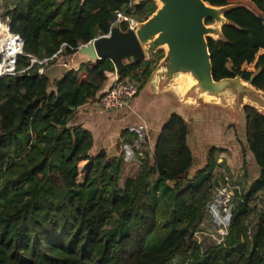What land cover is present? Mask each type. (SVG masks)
Masks as SVG:
<instances>
[{
	"label": "trees",
	"instance_id": "trees-1",
	"mask_svg": "<svg viewBox=\"0 0 264 264\" xmlns=\"http://www.w3.org/2000/svg\"><path fill=\"white\" fill-rule=\"evenodd\" d=\"M203 1L212 7L232 6L224 15L228 24L221 28L222 39H207L214 81L239 77L264 93V55H259L264 49V0ZM128 4L0 0L5 10L0 21L23 41L16 74L0 79V264H264V209L259 210L264 205V116L256 109H241L243 167L248 151L259 176L246 194L235 196L224 243L199 247L193 237L213 192L216 150H210L204 168L190 179L193 157L184 118L169 116L153 146L152 162H145L121 191L123 155H90L92 135L69 126L74 110L95 98L114 74L113 64L88 61L57 81L38 75V65L21 73L31 58L49 59L63 45L62 56H72L79 46L108 35L116 26L115 13ZM156 9L154 1H147L132 5L126 15L142 23ZM117 28L128 30L123 23ZM4 34L0 28L2 39ZM14 52L6 51L8 57ZM251 64L253 72L242 69ZM149 77L143 63H127L119 79L146 82ZM121 138L128 145L137 141L127 132ZM80 158L87 162L82 186L77 184ZM152 181L155 196L175 192L172 202L178 210L168 220L161 221L158 201L151 200ZM152 237L159 244L148 249Z\"/></svg>",
	"mask_w": 264,
	"mask_h": 264
},
{
	"label": "crops",
	"instance_id": "crops-1",
	"mask_svg": "<svg viewBox=\"0 0 264 264\" xmlns=\"http://www.w3.org/2000/svg\"><path fill=\"white\" fill-rule=\"evenodd\" d=\"M259 55H264V49L259 51ZM88 61L87 57L79 54L61 57L55 64L45 67L44 75L50 81H57L66 72L76 71L81 64ZM242 69L249 72L254 71L253 64L244 65ZM115 74L114 71V74L107 78L96 97L106 91L116 78ZM148 80L135 82L138 87L136 96L121 109L104 111L96 105L95 97L74 110L69 120V126L79 127L92 135L93 146L90 155L96 156L101 151L110 157L123 155V147L128 144L126 138H121L122 132L128 134L129 128L142 126L145 128L146 141L134 146L133 159L136 160V163L139 159L143 164L151 163L153 146L161 128L171 114H178L187 122V144L193 157L189 178L192 179L197 172L204 168L208 153L215 149L217 167L213 173V190L222 184L224 177H229L237 186L236 195L241 194L239 184L244 181L247 182L249 189L258 178L260 171H258L255 161H253L255 163L253 166V157L248 151L245 152L246 167H243V148L246 144L241 110L237 111L233 107L208 102L184 101L180 91H158ZM193 150H197V152L194 154ZM131 161L123 165L119 181L121 191L126 181L133 179L141 170L138 164ZM86 163L83 158L77 162L79 174L77 179H81L79 186L84 183Z\"/></svg>",
	"mask_w": 264,
	"mask_h": 264
},
{
	"label": "water",
	"instance_id": "water-1",
	"mask_svg": "<svg viewBox=\"0 0 264 264\" xmlns=\"http://www.w3.org/2000/svg\"><path fill=\"white\" fill-rule=\"evenodd\" d=\"M132 1L133 5L154 1L157 9L134 30L121 32L114 27L108 35L81 45L76 54L93 62L109 60L120 77L127 63H143L147 69L149 56L163 50L164 57L148 80L158 91L170 90L176 80L186 79L191 85L182 96L184 101L202 103L200 98L206 97L216 104L231 98L234 110L249 106L264 116L263 92L239 77L216 82L212 76L207 39H222L221 28L228 24L224 15L232 6L212 7L203 0Z\"/></svg>",
	"mask_w": 264,
	"mask_h": 264
},
{
	"label": "built area",
	"instance_id": "built-area-1",
	"mask_svg": "<svg viewBox=\"0 0 264 264\" xmlns=\"http://www.w3.org/2000/svg\"><path fill=\"white\" fill-rule=\"evenodd\" d=\"M133 5V1L129 0L128 7L115 13L114 24L120 25L122 23H129L128 29L134 30L138 22L132 20L126 16V11L129 7ZM8 21V19H6ZM6 28V34L8 39L3 43V48L0 49V79L8 76H14L16 74L15 65L16 59L21 55L23 41L17 34L10 32L7 23H3ZM61 48L49 59H44L38 61L35 58L30 59V66L23 70L21 73L27 72L34 65L40 66L37 70L38 75H43L45 67L51 61L58 60L59 56L62 54ZM80 47V46H79ZM78 47V48H79ZM14 49V55L11 57L7 56L6 51L8 49ZM77 48V49H78ZM116 78L108 86L106 91L97 96L95 103L104 111H114L121 109L127 105V103L132 100L137 92L138 87L135 82L130 80H120L119 76L115 74ZM128 134L134 136L137 141L133 146L125 145L123 147V158L124 163L133 159L134 146L137 144L145 143L146 135L145 128L142 126L131 127L128 130ZM238 192L237 186L229 177H224L222 184L215 188L208 202L205 205V218L208 224L212 227V232H206L204 224L201 223L198 231L194 234L193 240L199 247H202L201 237H207L212 243L216 245H221L224 243L227 235L230 220L235 207V196Z\"/></svg>",
	"mask_w": 264,
	"mask_h": 264
},
{
	"label": "rangeland",
	"instance_id": "rangeland-1",
	"mask_svg": "<svg viewBox=\"0 0 264 264\" xmlns=\"http://www.w3.org/2000/svg\"><path fill=\"white\" fill-rule=\"evenodd\" d=\"M4 12H5V10L4 9H0V16L1 15H4ZM127 16V15H126ZM127 17H129V16H127ZM129 18H131V17H129ZM132 20H134L133 18H131ZM0 23H2L1 21H0ZM3 24V23H2ZM128 24L129 23H123V26L125 27V28H128ZM4 25V24H3ZM117 26L118 25H116L115 26V28H117ZM122 28V27H121ZM119 29H120V27H119ZM5 36V35H4ZM6 42V40H5V38H3L2 39V37L0 36V46L1 47H3V43H5ZM162 53V56L164 57V51L163 50H158V51H156L152 56H149V59H148V61L150 62V65H149V69H150V76H152V74H153V72L159 67V65H160V62H161V59L159 60L158 59V55L159 54H161ZM61 57H64V56H62V54H61V56H59V58H58V60L61 58ZM162 57V58H163ZM58 60H56L53 64H55L56 62H58ZM46 67H48V65L46 66ZM131 80H132V82L134 81V82H136L135 80H133V78H131ZM136 85H137V83H135ZM145 147V146H144ZM143 147V148H144ZM193 152H194V154H195V152H197V150H193ZM124 155V154H123ZM141 159H139L138 161H137V163H136V160L135 159H132V163H134V164H138V166L140 167V168H142V165H143V163L140 161ZM254 160L252 159V162H253ZM126 163V162H125ZM253 166H255V163L253 162ZM77 166V165H76ZM247 167L248 168H250V166L249 165H247ZM259 171V170H258ZM81 181V179H77V184H79V182ZM154 184H155V182L154 181H152L151 182V187H150V190H149V193H150V196H151V200H152V202H154V200L156 199L157 201H158V207H159V211H160V213L163 215V217H162V219H161V221H165V220H168L169 219V214L170 213H174L175 211H176V213H177V210H178V207H177V205L175 204V203H173L172 202V200H173V195L175 194V192H174V190L173 189H168V191L167 192H165V193H160V195H156L155 196V194H154ZM247 182H243V183H240L239 184V188H240V191H241V194L240 195H242V194H246L247 192H248V187H247ZM184 187V186H183ZM236 198V197H235ZM162 199H166L167 200V202H169V203H163V201H162ZM262 201H263V203H264V198L262 199ZM159 202H160V204H159ZM236 202V201H235ZM264 209V205L263 204H261L260 203V206H259V210H263ZM174 218V217H173ZM203 223L202 224H204V226H205V231L206 232H212V227H211V225H209L208 224V221H207V219L206 218H204V220L202 221ZM173 225H176V224H173ZM170 227H172V226H170ZM161 237L164 239V238H166V232H164L163 230H161ZM211 242V240L210 239H208L207 237H204V236H202L201 237V244L203 245L204 243H205V245H207V243H210ZM212 243V242H211ZM159 244V241H158V239L157 238H155V239H153V237L152 238H150L149 240H148V245H147V248L148 249H152V248H154V247H156L157 245ZM169 264H180L178 261H172L171 263H169Z\"/></svg>",
	"mask_w": 264,
	"mask_h": 264
},
{
	"label": "bare ground",
	"instance_id": "bare-ground-1",
	"mask_svg": "<svg viewBox=\"0 0 264 264\" xmlns=\"http://www.w3.org/2000/svg\"><path fill=\"white\" fill-rule=\"evenodd\" d=\"M0 28L3 29L5 31V40H6V28L5 26L0 23ZM8 37V35H7ZM0 49H1V46H0ZM191 85V82L190 81H187L186 79H178L176 80L172 85H170V90H178L181 92L182 96H184V94L186 93L187 89L189 88V86ZM201 101L203 102H208V103H212L214 104L213 101H211L210 99H207L206 97H201L200 98ZM188 102H192V101H188ZM193 103V102H192ZM246 103H248V101H246ZM216 104H219V105H223V106H227V107H233V101L231 98H225L224 100L222 101H218V103Z\"/></svg>",
	"mask_w": 264,
	"mask_h": 264
}]
</instances>
